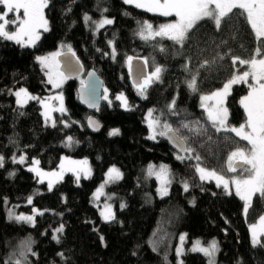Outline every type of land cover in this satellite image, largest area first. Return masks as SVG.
<instances>
[{
  "label": "trees",
  "instance_id": "obj_1",
  "mask_svg": "<svg viewBox=\"0 0 264 264\" xmlns=\"http://www.w3.org/2000/svg\"><path fill=\"white\" fill-rule=\"evenodd\" d=\"M5 10L0 5V12ZM45 15L48 31L32 48L0 38V156L4 157L0 167V264H17L12 251L26 237L31 239L34 256H25L29 261L19 264H175V240L181 233L187 237V246L196 239L203 244L217 241L214 264H264V236L259 245H251L242 202L213 183L200 182L193 161L177 159L181 155L163 136L149 139L145 124L151 110L154 120L170 125L193 146L203 165L211 169L223 165L240 141L207 121L199 97L245 71L247 66L240 63L253 60L258 49V55H264V41L255 37L245 13L233 9L218 23L199 20L181 42L156 36L141 39L145 22L154 32L166 19L121 0H48ZM85 15L90 17L87 22ZM101 18L113 23L95 31ZM60 45H69L85 70L95 71L103 82L107 96L93 114L102 125L98 134L86 127L90 114L78 102V79L65 83L66 113L56 117L54 127L45 126L38 100L17 107L8 93L25 88L37 99L48 96L50 87L36 56ZM128 57L162 69L146 98L136 96L130 84ZM193 80L195 91L189 88ZM246 92L243 84L232 87L226 99L229 126L246 125L240 105ZM122 94L130 110L116 101ZM173 101L175 106L170 110ZM195 122L202 123L207 132L195 135L191 130ZM114 129H119V134L109 135ZM69 137L74 142L71 147L65 145ZM19 155L27 161L36 160L46 170L59 169L64 157L87 158L92 176L78 183L67 174L50 192L35 195L31 205L21 207L26 212L32 208L40 211L33 226L11 222L7 206L24 204L37 189L45 191V185L23 165L13 163V157ZM150 165L166 166L171 173L172 183L163 198L157 197V179L148 175ZM113 166L122 171V179L112 187L118 203L115 219L103 222L93 206L92 194ZM185 181L187 192L183 190ZM263 214L264 198L253 194L248 220ZM61 226L62 232L58 231ZM162 233L165 240L153 250ZM182 264H208V260L185 252Z\"/></svg>",
  "mask_w": 264,
  "mask_h": 264
},
{
  "label": "rangeland",
  "instance_id": "obj_2",
  "mask_svg": "<svg viewBox=\"0 0 264 264\" xmlns=\"http://www.w3.org/2000/svg\"><path fill=\"white\" fill-rule=\"evenodd\" d=\"M121 2L124 3V0H121ZM161 2H163V0H161ZM124 4L128 5V6H132L135 9L144 11L148 14L153 15V16H158V17H161L163 19H166V21L163 22L162 25L168 24L171 26L167 30L168 36H164V37L156 36L159 39H166V40L181 42L182 39L184 38V36L186 35V33L188 32V30L197 21L202 20V19H212L213 21L218 23L220 21V19L223 18L231 10L239 9L245 13L247 20L249 21V24H250V26H251L254 34H255V37L257 39L264 41V0H165L164 4L162 5V10L167 14L164 16L153 13V12L146 11L143 8H137L134 4H126V3H124ZM45 9H46V7L42 9V14H43L44 19L47 21L46 15H45ZM6 11H7V9L4 12H6ZM4 12H0V14H3ZM19 15L21 18H23V10L20 11ZM9 18L10 19L13 18L12 13H9ZM89 19H90V17H89ZM103 19H108V18H101L99 21H97L95 24V31L97 30V23ZM107 25L108 24H106L104 26H107ZM47 28H48V22H47ZM8 30L14 31V30H18V28H16L15 25H9ZM37 31H38L39 39L35 42V44L40 40L42 35L44 33H46L48 30L45 31L43 28H39ZM169 36L171 38H169ZM1 39H3V38H1ZM24 39L27 40V37H25ZM7 41H9V40H7ZM11 42H15V41H11ZM19 45L23 48H32L33 47V46H24L22 44H19ZM68 47H69V45H60L57 49H55L53 51H50L48 53L36 56V61H37V57H49L50 58L48 61L50 68H45L43 65H41L37 61V63L39 64L40 68L42 69V71L44 73L46 83L50 87L49 95L46 96L43 100H40V99L33 97L32 94H30L25 88H23L27 91L29 96L33 97V98L27 99V98H24L22 96L21 99L24 100V104L19 105V104H17V97L14 95V93L19 91L22 88L10 89L8 91V93L14 98V101H15V104L17 107H23L26 104H28L30 101H37L38 100L40 107H41V115L43 117L45 126L54 127L53 124H55V126H56L57 125L56 117L65 115V113H66L63 87H64L65 83L67 82V79L61 73V71L59 69L58 56L62 52L68 51ZM260 50L261 49L257 50V56L253 60H251L249 62H241L240 63L241 66L246 65L247 69L245 71L241 72L240 74H234L233 77L228 82H226L225 84L232 82V81H235V83L232 85V87L234 85L243 84L244 86L247 87V92L240 99V101L244 97L248 96V94L252 91L253 92L252 100L246 101V103L255 102L257 104L258 108H260L261 110H264V87H261L262 85H264V55H260V56L258 55L260 53ZM57 53H59V55H55ZM52 57H55V59L54 60L51 59ZM146 64L148 66L147 77L152 76V74L155 72V69L159 66H154V65L152 66L151 65V67H150V64L148 61H146ZM58 74H62V75H58ZM50 76L52 77V81H53L51 83L49 82ZM77 81L80 84L79 86L84 85L83 84L84 76L79 77ZM156 81L157 80H155V79H153L151 81V83L145 89V94H146L148 88L153 83H155ZM244 81H247V82L245 83ZM223 86L221 88L213 91V92L201 94L199 97V106L204 111L207 121L210 122L211 124H212V122L208 120L207 112L201 106V97L212 96L215 92L221 91L223 89ZM232 87L230 89V92L232 90ZM134 91H135L136 96H138L141 99L144 98L138 94V87H135ZM106 96H107V92L105 90H103L102 98L106 97ZM118 96H121V95H117L115 97V99L120 104V106L122 108H124L122 101L117 99ZM122 96L125 97L124 94H122ZM227 97H228V95H227ZM227 97L225 98L223 107H226ZM61 103L63 104V108L65 109L64 112L59 111ZM204 104L205 105H213V104H215V100L205 101ZM240 105H241V103H240ZM241 107L244 110L245 115H246L245 132L247 133V132H250L251 129L249 127H247V119H248L247 113H246V111L242 105H241ZM148 112L146 113V116H145V122H146L145 124L149 128V126H148L149 119H152V120H154V119L152 117L151 118L148 117ZM164 126L165 125H162L161 122H159L158 125H155L156 137L163 136V135H159V132L167 131V129ZM217 127H220L219 124H217L216 127H214V128L216 129ZM225 127H236V128H238L239 126H229L227 124V121H226ZM191 130L193 131V133H195V135H197V133L204 134L207 132L205 126L200 122L193 123ZM220 131L221 132H229L236 139H238L240 141L239 145L234 150L230 151L227 154V156L225 157L224 163L220 168L211 169V168H208L205 165H203L199 160L196 159L197 156H196L195 149L193 148V146H191L186 141V139L182 138V137L181 138L184 139V141L187 144V149L190 148V149H192V151L191 152L186 151L183 155H181V157H183L184 159H190L193 161L194 166H195V172H196V166H197V164H199L201 167L205 168L207 171H214L218 175H223L224 178L229 181L228 192H225L223 185H221L218 188H221L225 192L226 195L235 196L236 198H238L242 202V204H243V216L246 220V224H247V228H248V232H249V236H250V243L253 246V235L255 233V236L259 241L256 244V246H257L260 244L261 238L264 236V223H262V218H264V214L261 215L258 219L254 220V221L248 220V216H247L248 208H247V211H245V201L236 195L235 185L232 183L233 179H239V178H241V176H243V178H247L248 173H241L239 169L236 172L228 171V165L230 162L229 157L231 156V154L237 150H243L247 154L252 146L248 143V141L242 140L239 136H237L233 132L225 131L223 128H221ZM150 134H152V133L150 132V129H149V136H150ZM65 145L68 147H71L74 145V142L72 140H71V142H69V140L67 138L65 140ZM22 156L25 158L24 162L23 163L17 162V164L23 165L24 169L27 172L31 173L38 182L43 183L45 185V191H43L42 189L41 190L37 189L31 195H29V197L27 198V201L24 204L7 206L6 215H7L8 221H11V222L26 223L29 226H33L35 217L40 214V211H37L36 209L32 208L31 212H26V211L22 210L21 207L31 205L32 199L34 198L35 195H38V194L44 193V192H50L54 188V186L57 183L61 182L62 179L64 178V176L67 174L72 175L78 183L81 182L82 180L90 179L92 176V166H91L89 159H87V158L64 157L63 158L64 163L61 165V167L59 169L46 170V169L41 168L38 165V163H36V160L27 161V159L24 155L15 156V158L17 160H19V158ZM12 161H13V159H12ZM85 162H86V164H85ZM238 162H240L239 158H234L231 161V163H233V165H235ZM113 167H115V166H113ZM153 167L156 170H159V168H160V166L155 168L154 165H153ZM244 167L250 168L249 165H245ZM111 168L112 167H110L109 169L106 170L102 181L95 188V190L92 194L93 206L96 208V210L99 214V217H100L101 221H103V222H106L104 219V215L108 214L109 208L111 210V213L113 215H115V207L118 203V195L114 191H112V187L115 186L122 179L121 178V179L115 180V181L109 180L108 173H109V170ZM115 168H117L122 173V171L118 167H115ZM29 169H34V170L30 171ZM37 172H40L43 175H37ZM53 173H55V175H52ZM153 176L156 178L155 175H153ZM195 176H197L196 178H198V180L200 182L213 183L216 186V181L214 179L201 181L199 179V174L197 172H196ZM77 177H79V179H77ZM157 183H158L157 197L163 198L165 196H161L160 192L158 191L161 188V184L158 180H157ZM49 184H51V189L49 188ZM168 190H169V186H168ZM255 194H259V193H255ZM29 198H31V203H29ZM19 216L32 217L33 219L31 222L24 221V220L18 221L16 219V217H19ZM107 222H110V221H107ZM164 227H165V225L161 226V229H164ZM55 235H56V233H55ZM161 235L163 236V233ZM181 237H184L183 241H181ZM26 238L27 239L20 241L12 251V254L15 256V258H14L15 262L25 263V262L29 261V257H25V256H28V255L34 256V254H32V252H31V246H32L31 245V239L29 237H26ZM163 240H165L164 236L157 238L156 242H155L154 249H159L160 246L162 245L161 242ZM197 241L200 242L201 247L208 248L211 245V243L215 240L211 241L209 244H203L199 239H196L190 245L187 246V237L184 233H181L180 235L177 236V238L175 240V246H174L175 264H182V256L185 252L200 254L208 260V264H210V262H211V264H214V259H215V256L217 254V251H218L217 241H215L217 249L212 255H205L201 251H193L192 249L194 247V244ZM178 249H180V251H181L180 255L177 254Z\"/></svg>",
  "mask_w": 264,
  "mask_h": 264
},
{
  "label": "snow or ice",
  "instance_id": "obj_3",
  "mask_svg": "<svg viewBox=\"0 0 264 264\" xmlns=\"http://www.w3.org/2000/svg\"><path fill=\"white\" fill-rule=\"evenodd\" d=\"M165 0L161 2V0H124V3L126 4H134L137 8H143L146 11L153 12L159 15H166L162 10V5L164 4ZM48 4V0H0V5H3L7 11L3 14H0V38H3L5 40L9 41H15L17 44H22L24 46H34L35 42L39 39L38 35V29L43 28L45 31L48 30L47 28V21L44 19L42 14V9L45 8ZM23 10V18L20 17L19 13ZM9 13L13 14V18H9ZM85 21L89 20V17L85 15L84 17ZM113 20L111 19H103L100 22L97 23V29L103 27L104 25L112 24ZM9 25H15L18 30L10 31L8 30ZM171 26L168 24H163L159 27L158 30L153 32V26L147 22H145L144 26L140 30V37L141 39H148L149 37H155V36H168L167 30ZM27 37V40L24 38ZM169 38H171L169 36ZM68 51L71 52V47H68ZM59 55V53L55 54ZM113 58H115V51H113ZM49 57H37V61L43 65L45 68H50L49 66ZM51 59H55V57H52ZM132 57H128V63L129 68L131 69L132 64ZM51 70V69H50ZM162 72V69L160 67H157L155 69V72L152 74V76L144 77L141 76L139 79L142 81L138 85V94L141 97L146 98L145 89L146 87L151 83L153 79L159 80L160 74ZM62 75V74H58ZM49 82L52 81V77H49ZM245 83L247 81H244ZM235 83V81L229 82L223 86V89L221 91L215 92L212 96H203L201 97V106L204 108V110L207 112L208 120L212 122L213 127H216L217 124H219L220 127H217L216 130L220 131L221 128H223L225 131H230L235 133L237 136H239L242 140L248 141V143L252 146L251 149L246 154L243 150H237L231 154L229 157V165H228V171L230 172H236L238 169L241 173H248L247 178H241L239 179H233L232 183L235 185L236 189V195L239 196L242 200L245 201V211H247V208L250 206L251 198L253 194L259 193L262 198H264V110H261L258 108L257 104L255 102L252 103H246V101L252 100L253 92L251 91L248 96L244 97L240 103L244 107L246 113H247V127L251 129L250 132H245V125H240L238 128L236 127H225L226 121H227V108L223 107L225 98L227 95L230 94V89L232 85ZM261 87H264L262 85ZM189 88H191L193 91H195V81L189 83ZM14 95L17 97V104L23 105L24 100L21 99L23 96L27 99H32L33 97H30L29 94L25 89H20L19 91L15 92ZM118 100L122 101L123 107L126 110L129 109L128 102L125 97L118 96ZM209 100H215V104L213 105H205V101ZM175 106V101H173V104L170 105V110L172 107ZM59 111L64 112L65 109L63 108V104L61 103V106L59 108ZM23 115V113H21ZM148 117H152V111L150 110L148 112ZM158 120H152L149 119V129L152 134H150L149 139H155L156 138V131H155V125H158ZM55 126V124H53ZM89 126L93 127L94 130H98L99 125L94 120H89ZM167 129V132H172V128L170 125L164 126ZM183 127L187 128L189 127L188 124H184ZM119 129L112 130L109 135H118ZM159 135H166V132L161 131L159 132ZM169 139L174 143V145L179 146L181 149H184V145L182 142H179L174 137H169ZM69 142H71V137L68 138ZM186 151L191 152L192 149H186ZM234 158H239L240 163L233 165L231 161ZM24 157H20L19 160H17L15 157H13L14 163H23ZM177 159H183V157L178 156ZM197 160H199V156L196 157ZM38 163V162H36ZM86 164V162H85ZM245 165H249L250 168L244 167ZM4 166V157L0 156V167ZM30 171L34 169H29ZM196 172L199 174V179L201 181L206 180H212L214 179L216 181V186L220 187L223 185V188L225 192H228L229 188V181L224 178L223 175H218L214 171H207L205 168L201 167L199 164L196 166ZM37 175H43L40 172H37ZM52 175H55L53 173ZM148 175L152 176L155 175L157 180L161 184V188L158 190L160 192L161 196L168 195V186L172 183L171 179V173L167 169L166 166H161L159 170L154 169L153 166H149L148 169ZM109 180L115 181L122 178V173L115 167H112L109 170L108 173ZM79 179V177H77ZM49 188L51 189V184H49ZM183 190L187 192L189 190V184L185 181L183 182ZM230 194V193H229ZM29 203H31V198H29ZM121 209L125 207V205L122 203L120 205ZM103 215V214H102ZM16 219L24 220L31 222L32 217H25V216H19L16 217ZM105 221H112L115 219L114 215L111 213V210L109 208L108 214L104 215ZM262 223H264V218H262ZM58 231H63V227L61 226ZM53 239H56V236H53ZM103 239V238H101ZM184 237H181V241H183ZM258 239L255 236V233L253 235V246H256L258 243ZM217 249L216 242L213 241L211 245L208 248H203L200 246V242L197 241L194 244L193 251H201L205 255H212ZM155 250V249H153ZM177 254L180 255L181 251L180 249L177 250ZM19 264V262H17ZM211 264V262H210Z\"/></svg>",
  "mask_w": 264,
  "mask_h": 264
},
{
  "label": "water",
  "instance_id": "obj_4",
  "mask_svg": "<svg viewBox=\"0 0 264 264\" xmlns=\"http://www.w3.org/2000/svg\"><path fill=\"white\" fill-rule=\"evenodd\" d=\"M58 62L59 69L67 80H75L81 76H84V85L78 87L77 98L79 104L85 109V111L90 114V116L86 119L87 129L94 134H98L102 130V125L99 123V121L95 118L93 114L100 109L102 104V95L104 87L102 80L95 71H86L80 60L73 52H62L58 56ZM131 64L132 67L131 69L129 68L128 72L129 81L133 87H138V85L142 82L139 78L141 76L147 77L148 67L146 62L141 58L132 59ZM90 119L97 122V124L99 125L98 130H94L93 127L89 126ZM165 132L166 135H163V138L168 143L170 148L178 155L184 154L187 149V144L184 139H182L175 132V130H173L172 132ZM169 137H174L179 142H182L184 145V149H181L179 146L174 145V143L169 139Z\"/></svg>",
  "mask_w": 264,
  "mask_h": 264
},
{
  "label": "bare ground",
  "instance_id": "obj_5",
  "mask_svg": "<svg viewBox=\"0 0 264 264\" xmlns=\"http://www.w3.org/2000/svg\"><path fill=\"white\" fill-rule=\"evenodd\" d=\"M98 19V18H97ZM107 100V99H106ZM197 154V153H196ZM198 155V154H197ZM49 172V171H48Z\"/></svg>",
  "mask_w": 264,
  "mask_h": 264
}]
</instances>
